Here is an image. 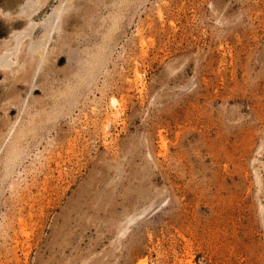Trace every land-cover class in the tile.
Segmentation results:
<instances>
[{"label":"rangeland","instance_id":"1","mask_svg":"<svg viewBox=\"0 0 264 264\" xmlns=\"http://www.w3.org/2000/svg\"><path fill=\"white\" fill-rule=\"evenodd\" d=\"M64 26V105L0 160V264H264V0H71ZM26 91L0 82V148Z\"/></svg>","mask_w":264,"mask_h":264},{"label":"bare ground","instance_id":"2","mask_svg":"<svg viewBox=\"0 0 264 264\" xmlns=\"http://www.w3.org/2000/svg\"><path fill=\"white\" fill-rule=\"evenodd\" d=\"M7 2L12 4L13 0ZM70 5L71 0H20L17 1L15 9L9 5L0 7V18L6 22L16 20V23H13L17 25H12L6 35L0 37V75H2L0 82L2 83L4 79H12L16 82L19 80L27 90L25 97L12 96L13 100H7L18 113L14 120H10L8 117L5 119L8 126L6 125L7 134L0 148V153H2L0 160L6 154L10 155L18 140L27 136L31 131L36 133L38 125L42 121H50L64 105V90L67 88L64 86V76L67 74L64 73V69L67 67L64 68L63 64L61 67L59 66L58 70H55V65L51 61H53L52 57L56 52V46H59L61 52L65 45L64 17H66ZM97 51L98 47L96 46L85 48L87 59L81 61L79 72L81 68H87L89 62H93ZM70 59L67 55L69 62ZM57 73L61 76L60 82L52 83V76ZM82 73L81 71L78 74ZM38 89H41V95L34 93V90ZM9 93L17 95V85H14ZM111 101L116 104V100L113 98ZM116 106L118 105L116 104ZM23 112L25 115L21 117L20 114L22 115ZM139 264L144 263L140 262Z\"/></svg>","mask_w":264,"mask_h":264}]
</instances>
